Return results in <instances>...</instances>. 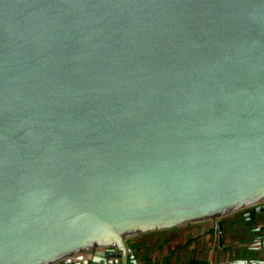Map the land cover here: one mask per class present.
I'll use <instances>...</instances> for the list:
<instances>
[{
	"label": "water",
	"instance_id": "1",
	"mask_svg": "<svg viewBox=\"0 0 264 264\" xmlns=\"http://www.w3.org/2000/svg\"><path fill=\"white\" fill-rule=\"evenodd\" d=\"M243 209L264 264V0H0V264Z\"/></svg>",
	"mask_w": 264,
	"mask_h": 264
},
{
	"label": "crops",
	"instance_id": "2",
	"mask_svg": "<svg viewBox=\"0 0 264 264\" xmlns=\"http://www.w3.org/2000/svg\"><path fill=\"white\" fill-rule=\"evenodd\" d=\"M247 211L221 217L223 232L216 221L206 220L137 234L129 243L140 264H227L254 254L255 233Z\"/></svg>",
	"mask_w": 264,
	"mask_h": 264
},
{
	"label": "rangeland",
	"instance_id": "3",
	"mask_svg": "<svg viewBox=\"0 0 264 264\" xmlns=\"http://www.w3.org/2000/svg\"><path fill=\"white\" fill-rule=\"evenodd\" d=\"M212 221H214V220H212ZM167 229H168V228H167ZM155 231H157V230H155ZM151 232H153V231H151ZM147 233H148V232H147ZM133 237H134V236H132L131 238H129V239H128V242H129V241H132V238H133ZM129 244H130V243H129Z\"/></svg>",
	"mask_w": 264,
	"mask_h": 264
},
{
	"label": "built area",
	"instance_id": "4",
	"mask_svg": "<svg viewBox=\"0 0 264 264\" xmlns=\"http://www.w3.org/2000/svg\"><path fill=\"white\" fill-rule=\"evenodd\" d=\"M79 258H81V257H77V258H72V260H76V259H79Z\"/></svg>",
	"mask_w": 264,
	"mask_h": 264
}]
</instances>
